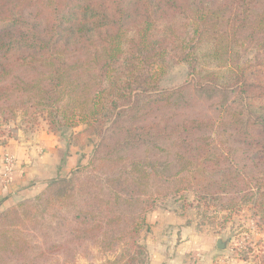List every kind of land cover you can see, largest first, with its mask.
Masks as SVG:
<instances>
[{
  "label": "trees",
  "instance_id": "1",
  "mask_svg": "<svg viewBox=\"0 0 264 264\" xmlns=\"http://www.w3.org/2000/svg\"><path fill=\"white\" fill-rule=\"evenodd\" d=\"M41 118L98 141L0 212V264H146L148 213L190 196L264 222V0H0V120Z\"/></svg>",
  "mask_w": 264,
  "mask_h": 264
},
{
  "label": "rangeland",
  "instance_id": "2",
  "mask_svg": "<svg viewBox=\"0 0 264 264\" xmlns=\"http://www.w3.org/2000/svg\"><path fill=\"white\" fill-rule=\"evenodd\" d=\"M188 79L189 73L187 66L184 63L178 64L172 68L170 75L172 85L176 86L182 84ZM39 123L40 125L36 126L34 129H28L21 123L20 119L12 120L10 122L0 120V130L3 131L0 132V147H7L15 140H17V142L30 140V146H32V142L35 143L36 141H41V143H43L42 141L45 142L47 139H52L56 146L60 147L59 149L62 150L61 153L63 154L64 161L63 168H65V172L63 175L52 178L53 180L51 179L38 193L33 196H25L16 204L1 209L0 212L18 206L20 203L35 200L36 197L43 195L47 191L48 185L51 182L71 177L79 165H87L90 158L93 156L98 138L92 137L90 139V134H82L77 136L78 138L71 137L72 133L80 132L83 129V126L72 131L68 130L63 132L62 130L51 129L42 118ZM46 151L47 147L43 144L40 145V149L36 150V153L33 154V158H36V155L38 154H45ZM7 154L13 155L15 159L18 160L11 151H5L3 153V160ZM71 158L75 159L76 162L70 169L68 163ZM15 165L9 174L13 172L16 167ZM23 168L24 167L22 166L21 169L23 170ZM6 176L8 177V175ZM188 201V203L193 202V205L196 203L193 196H190ZM193 205L186 206V208L171 204L167 207L159 206L155 210L149 212L148 215L150 213H157L156 217H161L160 214L177 213L178 215L180 213L184 216L185 222L190 223L196 233L200 236L199 245L201 247L195 250V256L190 257V261L193 263H195L196 259L200 257L201 252L203 253L204 250H206V252L209 251L207 247L211 245L213 249L214 264H264V222L261 218V213L257 212V208L254 207L252 203L243 204L240 210L232 211L216 210L214 206H202L201 208H197ZM149 223L153 224L151 222ZM149 235L148 232L143 234V243L147 247L148 240L150 239L151 243H154L151 245L155 246H151L149 249L147 248L148 256L146 264L149 262L152 248L155 247L161 251L163 247L170 253L172 252L174 244H179V237H174V243L169 247L168 242L164 239L162 240L159 235H154L153 237ZM219 238L225 242V249H220L216 246V242ZM76 264H89V262L81 258Z\"/></svg>",
  "mask_w": 264,
  "mask_h": 264
},
{
  "label": "crops",
  "instance_id": "3",
  "mask_svg": "<svg viewBox=\"0 0 264 264\" xmlns=\"http://www.w3.org/2000/svg\"><path fill=\"white\" fill-rule=\"evenodd\" d=\"M42 142H32V146H30V140L25 142H17L15 140L7 147H0V210L16 204L25 196H33L44 188L52 178L63 175L65 172L63 154L61 153L62 150L59 149L60 147H57L52 139ZM42 144L47 147L46 153L43 155L38 154L36 158H33V154L36 153L37 149H40ZM5 151H11L18 159L16 160L15 169L8 174V177L5 175L3 160ZM75 162V159H69L68 166H70V169ZM22 166L24 167L23 170L21 169ZM156 214L150 213L148 215V221L153 223L150 224L149 236L159 235L162 240L164 239L168 242L169 247L174 243V237H179V244L176 245L175 243L170 253L163 247L161 251L155 247L152 248L147 264H214L211 245L207 247L209 251L206 252L204 250L199 258L194 257L198 258L196 262L194 261L195 263L190 261V257L195 256V250L201 247L199 245L200 236L190 223L185 222L182 214L179 213L178 216L177 213H166L160 214L161 217H156ZM151 244L154 243H151L149 239L147 243L148 249L151 246H155Z\"/></svg>",
  "mask_w": 264,
  "mask_h": 264
},
{
  "label": "built area",
  "instance_id": "4",
  "mask_svg": "<svg viewBox=\"0 0 264 264\" xmlns=\"http://www.w3.org/2000/svg\"><path fill=\"white\" fill-rule=\"evenodd\" d=\"M15 164H16V159L13 155L7 154L4 157L5 175L9 174V172L13 169Z\"/></svg>",
  "mask_w": 264,
  "mask_h": 264
},
{
  "label": "water",
  "instance_id": "5",
  "mask_svg": "<svg viewBox=\"0 0 264 264\" xmlns=\"http://www.w3.org/2000/svg\"><path fill=\"white\" fill-rule=\"evenodd\" d=\"M217 247L220 248V249H225L226 248V244L221 238H219L217 240Z\"/></svg>",
  "mask_w": 264,
  "mask_h": 264
}]
</instances>
